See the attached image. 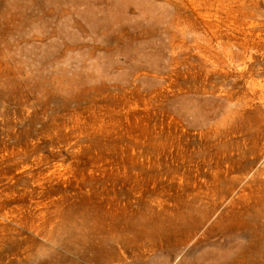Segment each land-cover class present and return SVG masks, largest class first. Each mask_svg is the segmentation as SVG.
Listing matches in <instances>:
<instances>
[{
  "label": "rangeland",
  "instance_id": "rangeland-1",
  "mask_svg": "<svg viewBox=\"0 0 264 264\" xmlns=\"http://www.w3.org/2000/svg\"><path fill=\"white\" fill-rule=\"evenodd\" d=\"M0 264H264V0H0Z\"/></svg>",
  "mask_w": 264,
  "mask_h": 264
}]
</instances>
